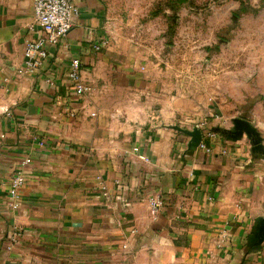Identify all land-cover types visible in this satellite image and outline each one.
<instances>
[{
    "label": "crops",
    "instance_id": "0c3cea01",
    "mask_svg": "<svg viewBox=\"0 0 264 264\" xmlns=\"http://www.w3.org/2000/svg\"><path fill=\"white\" fill-rule=\"evenodd\" d=\"M76 2L69 34L19 77L42 32L33 0H0V264H264V118H244L258 145L238 136L235 118L165 86L107 0ZM200 121L218 135L209 152L189 135Z\"/></svg>",
    "mask_w": 264,
    "mask_h": 264
},
{
    "label": "rangeland",
    "instance_id": "374dc122",
    "mask_svg": "<svg viewBox=\"0 0 264 264\" xmlns=\"http://www.w3.org/2000/svg\"><path fill=\"white\" fill-rule=\"evenodd\" d=\"M107 1L169 89L229 119L264 118V0Z\"/></svg>",
    "mask_w": 264,
    "mask_h": 264
},
{
    "label": "built area",
    "instance_id": "2783aa9c",
    "mask_svg": "<svg viewBox=\"0 0 264 264\" xmlns=\"http://www.w3.org/2000/svg\"><path fill=\"white\" fill-rule=\"evenodd\" d=\"M34 23L42 32L40 37H30L25 41L23 50L24 64L17 71V76H33L36 75L43 62L48 56L47 46L56 44L65 38L71 31L74 21L80 15V8L76 0H33ZM107 41H103L101 45H97L95 50H100L106 46ZM81 65L78 59L72 61L69 79L75 85V92L81 96L91 91L81 76ZM195 127L201 131L202 140L199 144L200 148L209 152L210 147L206 140H215L218 138L217 132L210 129L208 121H200ZM31 164V159H25L16 174L11 179L9 195L12 198L18 196L19 189L25 185L26 180L23 170ZM163 202L159 198L150 199V214L155 221L160 215ZM14 242L7 247L12 249Z\"/></svg>",
    "mask_w": 264,
    "mask_h": 264
},
{
    "label": "water",
    "instance_id": "95a60500",
    "mask_svg": "<svg viewBox=\"0 0 264 264\" xmlns=\"http://www.w3.org/2000/svg\"><path fill=\"white\" fill-rule=\"evenodd\" d=\"M233 124H234V130L238 136H241L245 133L251 139V142L254 145L259 144V135L248 121L241 118H235L233 119ZM217 131L219 132L218 129ZM189 135L192 138V142L195 145L199 146L202 140L201 131L197 127H194L193 131L189 133Z\"/></svg>",
    "mask_w": 264,
    "mask_h": 264
},
{
    "label": "trees",
    "instance_id": "16d2710c",
    "mask_svg": "<svg viewBox=\"0 0 264 264\" xmlns=\"http://www.w3.org/2000/svg\"><path fill=\"white\" fill-rule=\"evenodd\" d=\"M179 1H183V0H179ZM243 4H245V2H243Z\"/></svg>",
    "mask_w": 264,
    "mask_h": 264
}]
</instances>
